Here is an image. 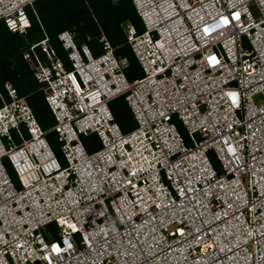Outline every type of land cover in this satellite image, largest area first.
Returning <instances> with one entry per match:
<instances>
[{
  "label": "built area",
  "instance_id": "1",
  "mask_svg": "<svg viewBox=\"0 0 264 264\" xmlns=\"http://www.w3.org/2000/svg\"><path fill=\"white\" fill-rule=\"evenodd\" d=\"M34 1L0 0V21L24 31ZM132 2L144 29L123 27L141 77L104 34L99 55L70 31L58 34L65 58L47 36L24 53L65 166L25 98L0 90V264H264V0ZM122 96L128 131L110 106Z\"/></svg>",
  "mask_w": 264,
  "mask_h": 264
},
{
  "label": "trees",
  "instance_id": "2",
  "mask_svg": "<svg viewBox=\"0 0 264 264\" xmlns=\"http://www.w3.org/2000/svg\"><path fill=\"white\" fill-rule=\"evenodd\" d=\"M117 1L118 0H38L35 4L36 10L39 13L40 22L35 17L32 18V25L25 33L12 32L8 29L5 22L0 21V90L4 93V97L7 96V98L5 97L6 100L10 101V97L5 89V83L8 81L13 85L18 96L24 97L32 108L40 127L45 131V137L48 138L53 136L58 140V134L52 129L56 120L45 99V92L42 88L43 85L35 78L33 68L24 58V53L30 50L33 43H37L41 40L44 37V32H46L50 37L51 45L57 50L60 56L65 58L61 52V50H64L58 39V34L63 30H70L74 34L76 42L78 43V40L81 41L78 33L80 31L84 32V30L89 27L90 21L92 20V15L90 14L91 8H95L94 10L102 23L103 20L105 22V20L108 19V25L110 23L115 31L122 32V25L127 21L133 23L139 31H142L144 25L132 0H120V3L116 4ZM100 36L93 38L86 35L84 37V43L90 47L94 55H99L103 51L102 45L99 42ZM108 39L115 48L117 56L128 58L129 64L125 69L128 78L134 79L135 77H141V67L130 46L127 44V40L121 44V42H118V40L111 36L110 38L108 37ZM122 48H127L129 50L128 53L122 54ZM38 49L39 48H37V50ZM39 52L41 53L40 49ZM137 66L139 70H137ZM118 99L120 98L114 99L111 103ZM123 102L132 116L127 102L124 99ZM1 105L2 100L0 102V106ZM114 115L115 119L120 121V123L119 121L118 123L122 130L128 131L129 129H126V126L122 124V120L118 118L117 114L115 113ZM14 132V137L20 136L17 130H12V133ZM20 132L22 137H25L24 135H27L25 138L30 136L26 126L24 127L23 124L20 126ZM6 166L8 169V164H6Z\"/></svg>",
  "mask_w": 264,
  "mask_h": 264
},
{
  "label": "rangeland",
  "instance_id": "3",
  "mask_svg": "<svg viewBox=\"0 0 264 264\" xmlns=\"http://www.w3.org/2000/svg\"><path fill=\"white\" fill-rule=\"evenodd\" d=\"M119 3H120V0H118L116 2V4H119ZM34 9L36 10V4H34ZM94 9L93 8L90 9V14L92 15V16L91 15L90 16H91L92 20L90 21L89 27H87L84 30V32L80 31L78 33L79 34V38L81 39V41L78 40V43H79V44L77 43L78 47H81L82 43L84 44V42H85L84 37L86 35H89V36H91L93 38H96L97 36H100L102 32L104 34H106L109 38L111 36L112 38L118 40V42H121V44L126 42L127 38H126V34L124 32V27H122V30H123L122 32L121 31H115V29H113L114 27L110 23L108 25V19H106L105 22L102 19L103 23H102V21H100L101 19L98 17V15H97V13L95 12ZM28 11H29L30 18L32 20V18H34L33 14H32V9L29 7ZM36 12H38V11L36 10ZM123 25H124V23H123ZM94 35H96V36H94ZM38 51H39V49H38ZM128 51L129 50L127 48H122L121 49V53L122 54H126V53H128ZM61 52H62L63 56L66 57V52L62 51V50H61ZM137 70H139L138 66H137ZM136 76H138V75H136ZM5 97L7 98V96H5ZM118 98H120V99H118V100H116V101H114L113 103L110 104L111 109H112L113 113L114 114L116 113L118 118L122 120V124L124 126H126V129L131 130V129H133V128H135L137 126V123L134 120V118H132V116L130 114V111L124 105V102H123L124 97L122 96V97H118ZM260 99H261V96H256V101H260ZM0 102H1V100H0ZM173 121L177 125V128L179 129V131L184 136L187 144H191V141H190V139H189V137L187 135V129L184 126V124L182 123V121L180 119H178L177 116L173 117ZM119 123H120V121H119ZM23 126L25 127L24 124H23ZM12 134L15 135V132L12 133ZM24 136L27 137V135H24ZM82 137H83L84 144H85V146H86L88 151L97 150L101 146V142L99 140V137L95 133L94 134H90V135H85V136H82ZM48 139H50V140H48ZM14 140H15L16 143H19L21 141V138H20V136L19 137L16 136V137H14ZM47 140H48V143L50 144L52 150L55 152L56 156L58 157L59 161L61 162V164H63L65 166L67 163H66V160H65V158H64V156H63V154L61 152V147H60L61 143L57 140L56 137H53V136L48 137ZM4 143H5V145L7 147L10 145V142L7 141L6 139H4ZM208 155H209V158H210L213 166L215 167V169H217L218 172H222L220 163H219V161L216 158L215 151L214 150H210L208 152ZM2 161L5 162L6 164H8V169H9L8 171H9L12 179L14 180L16 186L20 187V183H19V181L17 179V176L14 173V171H13L10 163L8 162L7 158L4 157L2 159ZM46 228H47V230L44 231L46 239L50 240L53 237L58 238V234H59L60 228L55 223L50 224ZM75 237L79 241V238H80L79 234H76Z\"/></svg>",
  "mask_w": 264,
  "mask_h": 264
},
{
  "label": "clouds",
  "instance_id": "4",
  "mask_svg": "<svg viewBox=\"0 0 264 264\" xmlns=\"http://www.w3.org/2000/svg\"><path fill=\"white\" fill-rule=\"evenodd\" d=\"M36 1H38V0H35L34 1V3H33V6L32 7H30L33 11L35 10L34 9V4H35V2ZM27 14H28V17H29V20H30V25H28L26 28H25V30L24 31H19V30H16V31H12V32H19V33H25V32H27L28 31V29H29V27H31V25H32V20H31V18H30V15H29V13H28V10H27ZM38 21H39V16H36L35 17ZM1 21H3V20H1ZM4 22V21H3ZM40 22V21H39ZM9 29V28H8ZM10 30V29H9ZM11 31V30H10ZM63 31H70V30H63ZM62 32V31H61ZM60 32V33H61ZM71 32V31H70ZM72 33V32H71ZM102 35V34H101ZM48 37L49 38V40H50V37H49V35L46 33V32H44V37L43 38H45V37ZM101 37V36H100ZM42 38V39H43ZM75 39V38H74ZM100 39V38H99ZM109 40V39H108ZM40 41V40H39ZM75 42H76V40H75ZM100 42V41H99ZM77 43V42H76ZM101 43V42H100ZM82 45H87L86 43H84V44H82ZM81 45V46H82ZM101 45H102V43H101ZM88 46V45H87ZM89 47V46H88ZM90 48V47H89ZM115 49V48H114ZM8 82V81H7ZM5 89H6V85H5ZM16 90V89H15ZM6 91H7V89H6ZM17 92V91H16ZM7 93H8V91H7ZM9 95V94H8ZM10 97V96H9ZM11 99V98H10ZM132 116H133V114H132ZM134 118V117H133ZM135 120V119H134ZM15 128H12L11 129V132H12V130H14ZM16 130V129H15ZM46 140H47V138H46ZM48 141V140H47ZM21 142V141H20ZM19 142V143H20ZM49 146H50V144H49ZM50 149H51V151L53 152V154L55 155V157L57 158V160L59 161V159H58V157L56 156V154H55V152L52 150V148H51V146H50ZM6 158H7V160H8V162L10 163V165H11V167L13 168V171L15 172V174H16V171H15V169H14V167H13V164H12V162H11V160L9 159V157L8 156H5ZM3 162V161H2ZM3 164L6 166V164H5V162H3ZM7 167V166H6ZM16 176H17V174H16Z\"/></svg>",
  "mask_w": 264,
  "mask_h": 264
},
{
  "label": "crops",
  "instance_id": "5",
  "mask_svg": "<svg viewBox=\"0 0 264 264\" xmlns=\"http://www.w3.org/2000/svg\"><path fill=\"white\" fill-rule=\"evenodd\" d=\"M28 13H29V11H28ZM32 14H33V16L34 17H36V16H39V13L38 12H36V10H32ZM101 34H104L103 32L101 33ZM105 36H106V34H104ZM107 37V36H106ZM108 38V37H107Z\"/></svg>",
  "mask_w": 264,
  "mask_h": 264
},
{
  "label": "snow or ice",
  "instance_id": "6",
  "mask_svg": "<svg viewBox=\"0 0 264 264\" xmlns=\"http://www.w3.org/2000/svg\"><path fill=\"white\" fill-rule=\"evenodd\" d=\"M223 23L227 24V23H228V20H227L226 18H224V19H223ZM230 95H232L233 98H234V96H235L234 93H233V94H230ZM53 248H55V245H53Z\"/></svg>",
  "mask_w": 264,
  "mask_h": 264
}]
</instances>
